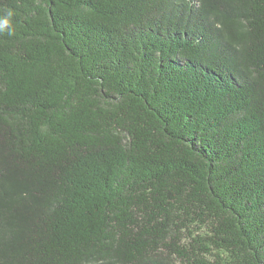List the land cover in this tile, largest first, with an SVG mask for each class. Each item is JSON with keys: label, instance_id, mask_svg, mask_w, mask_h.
<instances>
[{"label": "trees", "instance_id": "16d2710c", "mask_svg": "<svg viewBox=\"0 0 264 264\" xmlns=\"http://www.w3.org/2000/svg\"><path fill=\"white\" fill-rule=\"evenodd\" d=\"M0 264H264V0H0Z\"/></svg>", "mask_w": 264, "mask_h": 264}, {"label": "clouds", "instance_id": "9594fccd", "mask_svg": "<svg viewBox=\"0 0 264 264\" xmlns=\"http://www.w3.org/2000/svg\"><path fill=\"white\" fill-rule=\"evenodd\" d=\"M13 15L12 11L9 10L6 13V16L3 18H0V31L4 29L9 24V18Z\"/></svg>", "mask_w": 264, "mask_h": 264}]
</instances>
